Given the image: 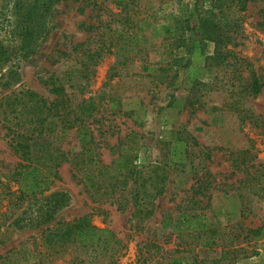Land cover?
<instances>
[{"label":"rangeland","instance_id":"rangeland-1","mask_svg":"<svg viewBox=\"0 0 264 264\" xmlns=\"http://www.w3.org/2000/svg\"><path fill=\"white\" fill-rule=\"evenodd\" d=\"M86 148L95 188L73 160ZM236 157L264 163V0H0L5 264H264ZM32 166L52 183L23 193ZM192 214L208 227L177 230ZM90 226L101 242L72 240Z\"/></svg>","mask_w":264,"mask_h":264},{"label":"trees","instance_id":"trees-1","mask_svg":"<svg viewBox=\"0 0 264 264\" xmlns=\"http://www.w3.org/2000/svg\"><path fill=\"white\" fill-rule=\"evenodd\" d=\"M38 0H34L36 3ZM31 21L30 19H28ZM31 27H26V32H30ZM25 32V33H26ZM258 79L256 77V73H252V92L254 94H257L260 92V88L258 86ZM55 92L57 91V88H52ZM61 91V90H60ZM81 109V107H80ZM83 109V108H82ZM83 112H86L84 110ZM78 120L73 119L72 121ZM81 120V118H80ZM71 122V120L67 121ZM68 124V125H67ZM74 126V123H65L62 126L61 136L67 135L70 128ZM87 126H85L84 122L81 121V126L77 127V130L79 131L77 134V137L79 138V143L82 145V147H86L89 143V136L87 133V130L85 129ZM131 138V137H129ZM131 146L126 147L124 146L121 150V155L118 157L119 165L118 168H124L125 167V160H123L122 157H124L125 153H128L131 151ZM85 154L87 156L80 157L78 159V156H76L75 162L84 164L82 173L83 178L85 179V182L89 185L91 188H95L97 184L98 179L96 176L95 169L93 168L92 162H95L92 156V151L90 149H85ZM244 156L247 154V152L242 153ZM61 156L63 161H68L69 158L66 156L64 152H61ZM243 160V161H242ZM242 161V162H241ZM241 162V163H240ZM61 163V162H60ZM234 167L236 170H240V166H242L243 170V177L239 181V185L236 188L238 192V197L241 200V216L243 218H248L246 216H249V214L253 213L252 210V203H260L264 204V163H257V164H248L244 165V157H236L233 161ZM38 171L36 166L28 167V169L25 168V173H23V176L21 177V181L19 180V190L23 193H36L37 191H41L45 189L46 184L52 183L49 176L45 177L44 179L38 178L36 176V172ZM180 224H178V229L180 225H184V230H190V229H197L198 231H202L208 227V223L206 221V217H204L201 214H192V215H185V217H181L179 219ZM259 228L255 229L253 231L254 234H257L259 232ZM103 230L98 229L94 226H90L88 228L75 231L73 235H75V239H72L73 241L77 242L79 245L87 246L90 243L93 242H101L103 239ZM67 242L62 243V246L66 245ZM63 253V252H62ZM11 261V256L6 255L3 257H0V264H5ZM168 264H189V260L182 259V258H172L170 259V262Z\"/></svg>","mask_w":264,"mask_h":264}]
</instances>
